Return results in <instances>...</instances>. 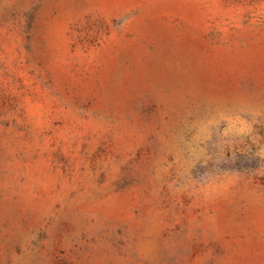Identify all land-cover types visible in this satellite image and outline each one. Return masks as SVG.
I'll return each instance as SVG.
<instances>
[{
  "label": "rangeland",
  "instance_id": "1",
  "mask_svg": "<svg viewBox=\"0 0 264 264\" xmlns=\"http://www.w3.org/2000/svg\"><path fill=\"white\" fill-rule=\"evenodd\" d=\"M0 264H264V0H0Z\"/></svg>",
  "mask_w": 264,
  "mask_h": 264
}]
</instances>
